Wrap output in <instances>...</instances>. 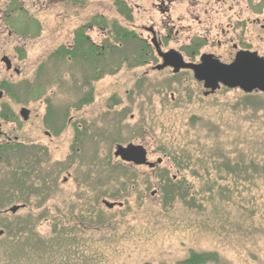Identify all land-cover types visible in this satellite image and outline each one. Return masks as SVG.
<instances>
[{"label": "rangeland", "instance_id": "1", "mask_svg": "<svg viewBox=\"0 0 264 264\" xmlns=\"http://www.w3.org/2000/svg\"><path fill=\"white\" fill-rule=\"evenodd\" d=\"M20 1L40 28L28 39L8 37L0 24V59L20 71L6 72L0 62V142L5 135L20 147L0 159V264H178L193 254L218 257L205 264H264V95L221 89L203 98L200 86L185 91L178 77L144 78L145 69L127 60L132 45L117 37L129 21L118 3L142 7L143 0ZM6 4L0 0V13ZM95 16L103 31L90 30ZM78 28L103 48L101 58L50 57L72 45ZM85 74L93 103L75 111ZM35 88L43 93L37 101ZM126 144L143 146L148 162L161 164L122 163L114 149ZM12 206L23 207L11 214ZM60 226L79 242L68 251L28 263L13 254L9 243L27 237L18 230L48 239Z\"/></svg>", "mask_w": 264, "mask_h": 264}, {"label": "flooded vegetation", "instance_id": "2", "mask_svg": "<svg viewBox=\"0 0 264 264\" xmlns=\"http://www.w3.org/2000/svg\"><path fill=\"white\" fill-rule=\"evenodd\" d=\"M118 4L127 10L129 21L127 30H118L117 37L132 45L133 50L131 49L127 60H132L133 68L145 69L144 78L161 72L178 77V84L185 91L192 90L189 86L191 83L200 86L203 98L213 96L221 89L239 90L244 97L253 93L264 95L257 90L251 93L244 92L240 86H235L237 83L228 75L237 69L236 65H239V68L245 66L246 61L264 68V0H143L142 7L133 3L126 6V2ZM139 15H142L141 24L136 23ZM91 23L90 30L96 28L103 31L102 16H95ZM0 24L5 27L8 37L13 35L28 39L39 37V22L27 17L20 0H7L3 12L0 13ZM102 49L91 43L82 28H78L75 30L72 45L67 48L59 47L50 57L57 58L58 61L65 58L70 62L72 54H75L86 63L87 59H100L103 55ZM109 52L112 62L118 53L113 48ZM0 60L6 72L12 71L16 76L20 74L8 57L3 56ZM100 78L101 73L96 75L93 81ZM89 79L90 77L85 74L81 81L78 91L83 96L74 104L75 111H80L93 103ZM5 92V84L0 83L2 93L0 102ZM42 95L38 88L31 92L34 101L40 100ZM23 109L28 111L21 108L19 117L23 122H27L30 114L28 111V118L23 120L20 115ZM49 117L46 125L52 127L55 121L52 110ZM71 119L72 117L68 116L67 122L70 123ZM4 136L6 140L0 142V152L20 149L16 146L17 139L10 140ZM55 136H58V133H55ZM45 137L53 140L54 134L45 132ZM130 145L142 147L147 160V151L141 145L126 144L116 147L125 148Z\"/></svg>", "mask_w": 264, "mask_h": 264}, {"label": "trees", "instance_id": "3", "mask_svg": "<svg viewBox=\"0 0 264 264\" xmlns=\"http://www.w3.org/2000/svg\"><path fill=\"white\" fill-rule=\"evenodd\" d=\"M29 29H32V26L29 27ZM26 30V28H25ZM25 32V31H24ZM29 32V30L27 31ZM36 35V34H35ZM2 153L6 152H0V159L2 158ZM17 174H12L11 179L12 182L15 181V185H18V180H17ZM20 177V176H19ZM4 180H2V183ZM166 183L171 184V181H167ZM175 187V185H173ZM0 189H3L0 187ZM26 202V201H24ZM13 207V206H12ZM100 216V215H99ZM102 219V215L100 216ZM81 220H84V217H80ZM20 233L21 231L23 233L27 232V237L26 238H16L14 241L10 242L12 249L15 251L13 254L16 256L18 255V258L21 259H26L27 263L29 261H32V257L36 255L39 260H40V255L43 253L44 255H52L56 254L58 251H68L72 246L71 244H78L77 237L75 236L76 233H68L66 228L64 227H55L53 229V235L48 237V239H43V238H35L36 235L34 234L32 229H20L18 230ZM75 232V230H74ZM32 236H31V235ZM40 254V255H39ZM45 255V256H46ZM11 256V255H10ZM218 257H216L214 254H200L196 255L193 254L190 257H188L186 260H183L182 262H179L178 264H205L207 262H216ZM38 261V259H37ZM19 262V261H18ZM36 262V260H35ZM20 263V262H19ZM14 264H17L16 262ZM37 264H40V261H38Z\"/></svg>", "mask_w": 264, "mask_h": 264}, {"label": "water", "instance_id": "4", "mask_svg": "<svg viewBox=\"0 0 264 264\" xmlns=\"http://www.w3.org/2000/svg\"><path fill=\"white\" fill-rule=\"evenodd\" d=\"M245 63V66L241 68H239V65H236L235 67L237 69L228 73V75L237 83L235 86H240L244 92L251 93L252 91L257 90L264 94V68H261L258 64L250 61H246ZM1 97L2 93H0V99ZM20 115L23 120H26L28 118V111L23 109L21 110ZM113 156L119 158L122 162L132 163L135 166H147L150 169L162 162L161 159H157L154 163L148 162L146 160L144 149L140 146L132 145L125 148L121 146L116 147ZM152 195H154V192H152ZM102 204L109 210L115 206L120 207V204L108 203L105 201H103ZM20 208L21 206H13L9 209V212L14 214Z\"/></svg>", "mask_w": 264, "mask_h": 264}]
</instances>
